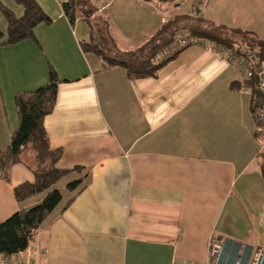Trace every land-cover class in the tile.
I'll list each match as a JSON object with an SVG mask.
<instances>
[{
    "label": "crops",
    "instance_id": "0c3cea01",
    "mask_svg": "<svg viewBox=\"0 0 264 264\" xmlns=\"http://www.w3.org/2000/svg\"><path fill=\"white\" fill-rule=\"evenodd\" d=\"M2 1L22 16L21 6ZM36 1L52 23L34 28L36 43L0 47V150L18 125L15 95L46 84L51 65L59 84L44 128L50 148L63 150L56 166L86 169L74 192L67 184L79 174L56 185L62 200L33 241L37 252L48 250L39 264H206L213 238L264 248V122L255 121L253 90L231 88L237 69L191 45L156 77L131 80L123 66L83 51L89 28L69 24L62 0ZM199 5L204 21L264 40V0H113L103 11L107 48L132 51ZM127 9L139 12L146 36L123 50L111 22ZM33 180L23 164L9 182L0 179V223L41 202L45 194L15 200L14 188Z\"/></svg>",
    "mask_w": 264,
    "mask_h": 264
},
{
    "label": "trees",
    "instance_id": "16d2710c",
    "mask_svg": "<svg viewBox=\"0 0 264 264\" xmlns=\"http://www.w3.org/2000/svg\"><path fill=\"white\" fill-rule=\"evenodd\" d=\"M23 9L17 17L0 0V13L6 22V31L0 30V47L15 45L24 40L36 43L34 28L39 24L50 25L52 19L44 12L36 0H13ZM60 7L70 25L82 20L89 28L90 37L80 42L86 53L99 56L106 67L123 66L131 80L156 77L157 72L177 53L161 63L156 62L158 52L175 41L176 33L183 31L197 39L223 45L234 50L250 51L256 58L262 57L264 40L251 31L227 28L204 21L201 17L192 18L179 14L162 23L158 31L136 49L117 52L115 56L106 46L104 32L108 21L103 11L92 0H62ZM104 25V31L97 28L96 22ZM59 80L51 65L48 66V82L32 91H21L14 97L18 125L11 134L9 144L0 150V179L9 182L11 169L23 164L34 176L33 182L17 185L14 197L17 202L45 194L41 202L27 210H19L0 223V254H14L22 251L28 244L33 230L40 229L42 223L59 205L61 192L56 185L70 174H79L77 180L67 184V190L74 192L82 184L85 167L74 166L71 169H58L57 162L63 154L62 149L50 148L44 128V118L54 109ZM239 83H232L237 89ZM254 93V91H253ZM253 109V108H252ZM254 115V114H253ZM264 177V164L261 166Z\"/></svg>",
    "mask_w": 264,
    "mask_h": 264
},
{
    "label": "built area",
    "instance_id": "2783aa9c",
    "mask_svg": "<svg viewBox=\"0 0 264 264\" xmlns=\"http://www.w3.org/2000/svg\"><path fill=\"white\" fill-rule=\"evenodd\" d=\"M113 0H93L98 10H106ZM203 5L193 6L187 11L188 16L198 19L201 17ZM175 41L168 47L161 49L156 62L161 63L175 54V52L191 45H202L216 52L229 65L238 71L237 83L251 88L254 91L252 98L253 114L257 123L264 122V50L262 57L256 58L250 51L234 50L223 45L210 42L206 39H197L186 32L180 31L175 35ZM263 132L262 127L257 126L256 133ZM37 230H33L28 239L26 248L14 254H0V264H39L45 261L48 250L42 248L39 252L33 246ZM206 264H264V248H250L236 244L233 241L223 242L213 238L210 243Z\"/></svg>",
    "mask_w": 264,
    "mask_h": 264
},
{
    "label": "rangeland",
    "instance_id": "374dc122",
    "mask_svg": "<svg viewBox=\"0 0 264 264\" xmlns=\"http://www.w3.org/2000/svg\"><path fill=\"white\" fill-rule=\"evenodd\" d=\"M138 15L139 12H136L134 9H127L126 12H123V14L120 15L117 14L116 19H114L115 20L114 23L116 25H114V23L111 22L110 19L112 33L117 41L118 48L123 50L129 49V47L138 44L140 40L146 36V34L143 33L144 31L142 32V30H144L145 28L144 25L143 24L141 25L140 23H138L139 21H137ZM0 21L4 22V18L1 13H0ZM96 25L97 27H99L101 30L104 31V25L101 22V19L100 21L96 22ZM107 37L105 36L107 40L106 46H108L109 44L108 42L109 37L108 38ZM115 55L116 53L113 56ZM252 244L254 245V243Z\"/></svg>",
    "mask_w": 264,
    "mask_h": 264
}]
</instances>
